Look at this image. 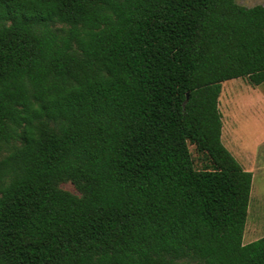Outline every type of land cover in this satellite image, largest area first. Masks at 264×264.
Segmentation results:
<instances>
[{
	"label": "trees",
	"instance_id": "1",
	"mask_svg": "<svg viewBox=\"0 0 264 264\" xmlns=\"http://www.w3.org/2000/svg\"><path fill=\"white\" fill-rule=\"evenodd\" d=\"M237 77L264 81V1L0 0V264H264Z\"/></svg>",
	"mask_w": 264,
	"mask_h": 264
},
{
	"label": "rangeland",
	"instance_id": "2",
	"mask_svg": "<svg viewBox=\"0 0 264 264\" xmlns=\"http://www.w3.org/2000/svg\"><path fill=\"white\" fill-rule=\"evenodd\" d=\"M252 6L264 0H236ZM221 112V141L239 163L251 168L252 182L242 242L264 235V81L251 85L246 78H231L221 83L218 97ZM194 163L201 164L194 146L189 144ZM247 170V169H246ZM250 171V170H249ZM60 187L78 194L70 181ZM188 264H201L190 261Z\"/></svg>",
	"mask_w": 264,
	"mask_h": 264
},
{
	"label": "crops",
	"instance_id": "3",
	"mask_svg": "<svg viewBox=\"0 0 264 264\" xmlns=\"http://www.w3.org/2000/svg\"><path fill=\"white\" fill-rule=\"evenodd\" d=\"M221 129H222V127H221ZM224 146H225V145H224ZM240 164L242 165V167H243L244 169H247V170H250V171L252 170L251 168L244 167L242 163H240ZM251 173H252V171H251Z\"/></svg>",
	"mask_w": 264,
	"mask_h": 264
}]
</instances>
